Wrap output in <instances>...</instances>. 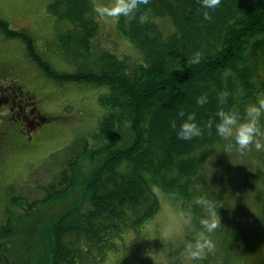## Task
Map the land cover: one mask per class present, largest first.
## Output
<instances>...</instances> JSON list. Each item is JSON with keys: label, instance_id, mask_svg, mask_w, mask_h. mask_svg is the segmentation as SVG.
Here are the masks:
<instances>
[{"label": "trees", "instance_id": "1", "mask_svg": "<svg viewBox=\"0 0 264 264\" xmlns=\"http://www.w3.org/2000/svg\"><path fill=\"white\" fill-rule=\"evenodd\" d=\"M49 9L70 23L59 34L63 49L89 57V65L58 71L36 52L29 32L12 30L2 18L0 29L7 38L24 41L49 78L107 85L109 91L99 99L107 111L96 134L114 138L129 122L134 138L125 148L111 143L93 150L84 139L77 151L67 153L58 173L51 170L53 180L35 186L43 192L40 198L8 191L0 246L13 250L20 245L17 233L25 225L46 230L51 224L52 252L50 247L44 264H107L127 234H143L157 217L160 188L176 195L197 227L203 214L199 197L221 204L222 224L210 234L214 247L195 264H264V150H220L227 141L216 134L213 121L221 108L243 112L264 90V0H221L215 10L206 9L202 0H149L142 6L150 9L147 23L139 21V14L118 20L122 34L142 51L137 61L96 47L100 23L93 0H55ZM196 51L201 61L192 63ZM205 94L207 102L201 105L198 97ZM193 115L202 135L183 139L179 127ZM85 160L94 165L87 174L82 172ZM80 178L88 200L49 223L37 222L40 205L63 197ZM30 217L35 218L31 226ZM191 237L186 226L184 238Z\"/></svg>", "mask_w": 264, "mask_h": 264}, {"label": "rangeland", "instance_id": "2", "mask_svg": "<svg viewBox=\"0 0 264 264\" xmlns=\"http://www.w3.org/2000/svg\"><path fill=\"white\" fill-rule=\"evenodd\" d=\"M54 1L0 0V18L7 21L12 30L31 33L36 40V52L53 68L72 72L82 63L89 65L90 59H84L71 50L63 49V40L59 34L61 28L69 27L70 23L50 13L49 7ZM93 1L94 4L109 2ZM96 17L100 23L99 40L96 41L98 49H106L119 56L126 55L132 61L142 58V51L122 34L117 20L101 18L97 14ZM28 56L24 41L19 38H7L0 29V58L7 57L19 62L18 74L7 81L28 84L38 98L47 97L43 98L41 105L43 112L57 115L59 118L48 121L42 127L32 128L33 138L22 130L12 133L13 144H8L0 151V233L5 224L4 206L9 193L15 190L14 194L35 193L32 199L42 197L43 192L35 186L53 180L54 171L58 173L68 160L67 153L77 151L84 139L89 141L88 149L93 150L111 143L115 147L125 148L134 138L129 122H125L126 130L114 138L96 134L107 111L99 102L101 94L109 91L107 85L48 78L42 68ZM5 113H8V110ZM13 120L12 118L9 121ZM8 126L10 125L6 124V127ZM75 140L81 141L78 145H73ZM235 157L239 155L236 154ZM93 166L87 160L83 161V174H87ZM85 190V182L82 178L78 179L77 186H73L63 197L40 205L37 222L43 223L40 221L42 219L49 223L73 204L86 198L88 200ZM157 193L161 200V210L157 217L146 227L143 234H127L118 249L110 252L107 264H183V248L177 237V233L181 231V202L174 197L175 194L160 188H157ZM34 220V217H30L27 224L31 226ZM26 227L25 225L24 228L18 229L19 241L23 240L20 245L13 250L4 251L3 254L0 251L1 264L45 263L50 247L52 252V225L47 224L46 230L36 226ZM24 238L27 239V244ZM0 241H3V238H0ZM5 244L7 247L12 246L9 240Z\"/></svg>", "mask_w": 264, "mask_h": 264}, {"label": "clouds", "instance_id": "3", "mask_svg": "<svg viewBox=\"0 0 264 264\" xmlns=\"http://www.w3.org/2000/svg\"><path fill=\"white\" fill-rule=\"evenodd\" d=\"M149 0H109L108 3H95L94 12L101 18H112L119 20L121 16L137 18L141 23H147L150 20V9H142ZM206 9L215 10L221 0H202ZM205 16L210 17L206 11ZM202 53L196 51L191 57L192 63L201 61ZM228 95L227 92L221 94V100ZM207 95L198 97V103L204 105L207 102ZM215 122L216 134L227 143L223 144L220 150L229 153L235 146L237 151L244 153L252 146L256 150H264V90L256 93L255 99L245 104L243 112L237 107H230L227 110L219 109L213 117ZM213 121H209L207 127H213ZM175 126V125H174ZM183 139H191L202 135V128L196 122L194 115L184 120L177 133ZM202 209V215L199 218L197 227L194 224V216L191 211H181L179 213V222L181 231L177 237L182 244L183 264H195L202 260L207 252L212 250L214 243L210 234L218 229L222 222L215 200L201 196L196 201ZM187 226L192 233L191 239L184 238L183 228Z\"/></svg>", "mask_w": 264, "mask_h": 264}, {"label": "flooded vegetation", "instance_id": "4", "mask_svg": "<svg viewBox=\"0 0 264 264\" xmlns=\"http://www.w3.org/2000/svg\"><path fill=\"white\" fill-rule=\"evenodd\" d=\"M18 66L15 59L0 58V151L12 140L11 125L18 131L31 133V127L42 126L55 117L42 112L43 98L47 97L38 98L29 85L7 81ZM6 110L8 113H5ZM12 118L14 120L9 121ZM6 124L10 126L6 127Z\"/></svg>", "mask_w": 264, "mask_h": 264}]
</instances>
